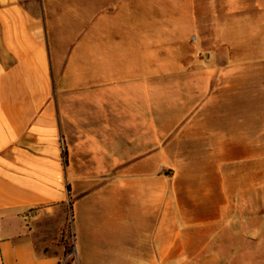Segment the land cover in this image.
<instances>
[{"label":"crops","instance_id":"crops-1","mask_svg":"<svg viewBox=\"0 0 264 264\" xmlns=\"http://www.w3.org/2000/svg\"><path fill=\"white\" fill-rule=\"evenodd\" d=\"M264 0H0V264H253Z\"/></svg>","mask_w":264,"mask_h":264},{"label":"rangeland","instance_id":"rangeland-1","mask_svg":"<svg viewBox=\"0 0 264 264\" xmlns=\"http://www.w3.org/2000/svg\"><path fill=\"white\" fill-rule=\"evenodd\" d=\"M199 8L202 11L206 9V0H198ZM238 205L240 208L245 210V221L246 227H255V231H262L261 235L259 233L251 234L246 232L247 238H261L263 240V245L259 248H254V255L257 256L258 260L253 264H264V184L261 185L260 194L254 200H232L231 207ZM61 222V233L57 236V221H49L48 224L53 225L54 231L50 234L48 243H50L54 249L56 246L60 248L63 253L64 264H76L75 263V252L73 248V237H72V227L71 219L67 211L64 210V216Z\"/></svg>","mask_w":264,"mask_h":264},{"label":"built area","instance_id":"built-area-1","mask_svg":"<svg viewBox=\"0 0 264 264\" xmlns=\"http://www.w3.org/2000/svg\"><path fill=\"white\" fill-rule=\"evenodd\" d=\"M63 264V263H62Z\"/></svg>","mask_w":264,"mask_h":264}]
</instances>
